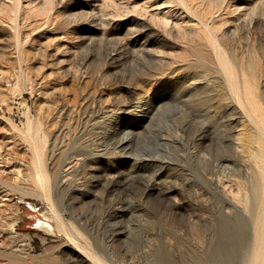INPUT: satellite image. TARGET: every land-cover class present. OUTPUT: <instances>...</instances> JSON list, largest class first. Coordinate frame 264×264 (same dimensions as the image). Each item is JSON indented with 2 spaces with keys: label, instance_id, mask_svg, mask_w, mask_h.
Wrapping results in <instances>:
<instances>
[{
  "label": "rangeland",
  "instance_id": "obj_1",
  "mask_svg": "<svg viewBox=\"0 0 264 264\" xmlns=\"http://www.w3.org/2000/svg\"><path fill=\"white\" fill-rule=\"evenodd\" d=\"M250 119L264 0H0V264H246Z\"/></svg>",
  "mask_w": 264,
  "mask_h": 264
},
{
  "label": "bare ground",
  "instance_id": "obj_2",
  "mask_svg": "<svg viewBox=\"0 0 264 264\" xmlns=\"http://www.w3.org/2000/svg\"><path fill=\"white\" fill-rule=\"evenodd\" d=\"M251 123L252 121L250 122V124ZM254 124L256 125V131H253L250 133H240L239 132L236 138L239 147H250V150H251L250 156H251V159L254 161L255 168L253 170V178L251 181L250 190H248L249 192L247 194L243 193L242 192L243 185L238 184V186H236L238 188V189L236 188L238 190V194L234 195L233 199L235 203L237 202L238 205L242 204L244 206V209L247 210V212L249 211L252 215L251 222L249 223V227H248L249 228L248 230V239H249L248 248L249 249L246 248L248 249L247 258L245 257L246 264H264V128H262V124H260V122L255 121L253 124H251V126L254 127L253 126ZM111 180L112 182H115V178H112ZM157 186H151V187L148 186L147 192L157 193L159 195L161 191L160 189L162 188L159 189L160 186L159 187ZM251 200H252V203H251ZM52 212H53L52 213L53 218H51V220L52 219L55 220V221L53 220L52 221L56 223V227L48 223H43L41 220H39L37 224L45 226V228H47L48 230L47 232L48 234L50 233L54 235L56 234V231L58 233L67 232V224L64 221V219L55 211H52ZM230 229H231L230 226L226 222L223 227L222 236L223 238H228L230 241H232L234 238L231 235H229L232 233ZM176 236H179V235L177 234ZM232 252L233 251L231 247L228 248L226 245H219L216 248V250H214L212 256H210L209 259H206L207 257L205 258V257L199 256L201 259L204 260V262L200 264H213L218 260H225V259L229 261V258L232 257ZM78 254L80 257H82V259H85L86 261H88L85 258L84 253L78 251ZM89 257L92 258L97 264H102L101 262H99L97 258L93 257V255H89ZM181 260L179 261L181 262Z\"/></svg>",
  "mask_w": 264,
  "mask_h": 264
},
{
  "label": "built area",
  "instance_id": "obj_3",
  "mask_svg": "<svg viewBox=\"0 0 264 264\" xmlns=\"http://www.w3.org/2000/svg\"><path fill=\"white\" fill-rule=\"evenodd\" d=\"M28 209L33 212V207H28Z\"/></svg>",
  "mask_w": 264,
  "mask_h": 264
}]
</instances>
